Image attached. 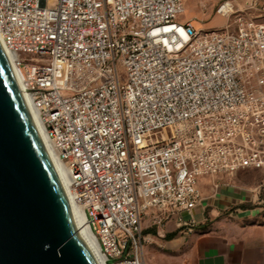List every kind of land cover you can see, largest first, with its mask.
<instances>
[{
    "label": "built area",
    "instance_id": "obj_1",
    "mask_svg": "<svg viewBox=\"0 0 264 264\" xmlns=\"http://www.w3.org/2000/svg\"><path fill=\"white\" fill-rule=\"evenodd\" d=\"M184 11V0H0V42L104 264H145L148 211L192 232L200 177L264 168V0L219 1L227 22L211 30L179 21Z\"/></svg>",
    "mask_w": 264,
    "mask_h": 264
},
{
    "label": "water",
    "instance_id": "obj_2",
    "mask_svg": "<svg viewBox=\"0 0 264 264\" xmlns=\"http://www.w3.org/2000/svg\"><path fill=\"white\" fill-rule=\"evenodd\" d=\"M0 264H101L36 130L1 42Z\"/></svg>",
    "mask_w": 264,
    "mask_h": 264
},
{
    "label": "crops",
    "instance_id": "obj_3",
    "mask_svg": "<svg viewBox=\"0 0 264 264\" xmlns=\"http://www.w3.org/2000/svg\"><path fill=\"white\" fill-rule=\"evenodd\" d=\"M262 170L200 177L202 199L193 212L192 232L179 229L175 215L167 217L162 228L155 226L157 212L151 210L142 218L146 237L163 250L177 252L176 264H264ZM183 217L190 218L185 213Z\"/></svg>",
    "mask_w": 264,
    "mask_h": 264
},
{
    "label": "rangeland",
    "instance_id": "obj_4",
    "mask_svg": "<svg viewBox=\"0 0 264 264\" xmlns=\"http://www.w3.org/2000/svg\"><path fill=\"white\" fill-rule=\"evenodd\" d=\"M222 0H184L185 11L179 15V21L185 22L192 20V23L197 28L203 30H211L223 27L227 22V18L221 17L215 13L216 6ZM237 3H242L243 0H235ZM120 72L126 77V71L123 67ZM261 172L264 173V170ZM144 234H145V230ZM149 246H155L151 250ZM177 252L163 250L155 242L149 240L145 243L144 263L145 264H176L174 256Z\"/></svg>",
    "mask_w": 264,
    "mask_h": 264
},
{
    "label": "bare ground",
    "instance_id": "obj_5",
    "mask_svg": "<svg viewBox=\"0 0 264 264\" xmlns=\"http://www.w3.org/2000/svg\"><path fill=\"white\" fill-rule=\"evenodd\" d=\"M3 47V46H2ZM3 50L5 52V55L8 59V62L10 64V67L12 69V72L14 74V77L22 91V94L24 96V93H23V90H22V87L20 85V78L18 77V74H17V70L13 64V59H14V56L11 52H9L8 50H6L4 47H3ZM25 102H26V106H27V109L32 117V120H33V123L36 127V130L39 134V136L41 137L43 143L45 144V147L48 151V154H49V157L55 167V169L57 170V172L59 173L63 183L65 184L66 188H67V191H68V194H69V191H70V177L67 173V171L64 169V167L62 166V164L60 163V161L58 160V155H57V152L56 150L54 149L51 141L49 140L48 136H47V133H46V130L43 126V123L39 117V113L37 111V109L32 105V103L26 99V96H25ZM70 197V195H69ZM71 201H72V198L70 197ZM72 204H73V207H74V210H75V214H76V217H77V220L79 221L81 227H82V230H83V233H84V236L86 238V240L88 241L89 245L92 247V249L94 250L95 254L97 255L98 257V260L101 264H104V260L102 258V255L100 254V250H99V246L94 238V236L91 234L88 226L86 225V221H85V218L83 216V213H82V210L74 204V202L72 201Z\"/></svg>",
    "mask_w": 264,
    "mask_h": 264
}]
</instances>
